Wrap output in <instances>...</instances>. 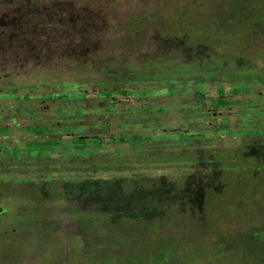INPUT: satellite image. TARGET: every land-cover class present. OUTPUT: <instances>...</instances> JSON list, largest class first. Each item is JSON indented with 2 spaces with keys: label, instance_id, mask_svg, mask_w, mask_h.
I'll use <instances>...</instances> for the list:
<instances>
[{
  "label": "rangeland",
  "instance_id": "1",
  "mask_svg": "<svg viewBox=\"0 0 264 264\" xmlns=\"http://www.w3.org/2000/svg\"><path fill=\"white\" fill-rule=\"evenodd\" d=\"M246 1L264 2L0 0V207L5 209L0 264H87L99 256L93 253L91 230L73 214L76 208L91 212L93 205L77 206L66 184L101 179L102 185L116 175H130L128 184L135 188H155L159 211L135 232V226L127 227L119 248H110L112 256L130 261L144 254L137 264H264V8L235 18ZM211 16L235 23L223 35L211 36L219 42L183 53L175 35L194 33ZM81 47L103 52L105 59L97 60L102 66L122 67L126 75L121 71V84L113 87L151 91V96L98 99L96 86L85 80L64 88L62 100L40 97L60 90L57 85L31 89L59 81L42 66L72 65L80 60L74 54ZM130 53L136 57L126 60ZM50 54L56 58L47 61ZM238 83L248 84L250 92L231 98L230 85ZM218 87L233 104L211 106ZM9 90L13 96L5 95ZM23 94L30 99L16 98ZM249 100L252 108L245 107ZM30 126L47 130L35 136L26 129ZM222 129L260 133L234 136ZM196 132L204 135L195 137ZM168 133L194 138L162 137ZM133 134L149 137L130 144L89 142L84 148L65 144L79 137ZM34 141L63 145L26 147ZM220 151L229 152L228 161L219 162ZM191 153L190 162L177 158ZM209 159L217 163L204 165ZM116 161L125 169L111 170L108 165ZM205 166L212 167L211 174L201 172ZM40 190L46 206L38 204L36 216L23 215L34 205L16 200L36 198ZM19 215L22 229L12 222ZM106 233L101 230L99 237Z\"/></svg>",
  "mask_w": 264,
  "mask_h": 264
},
{
  "label": "trees",
  "instance_id": "2",
  "mask_svg": "<svg viewBox=\"0 0 264 264\" xmlns=\"http://www.w3.org/2000/svg\"><path fill=\"white\" fill-rule=\"evenodd\" d=\"M243 4H246V5H243ZM242 5L239 9L238 8L236 9L237 12H235V14L237 15V17L235 18L242 19L243 17H246V15H252L253 13H259V11H261V8H264V2L263 3L258 2L255 5H252V4L250 5V2L246 1V2H243ZM250 6H253L252 12L248 10ZM208 18L209 19H207L206 23H202V22L198 23L199 26L196 27L197 30H195L194 33L189 34L184 30L185 32H179V34L175 35L174 41L178 42L183 53H187L193 49L197 51H200L202 49L204 50L205 48H208L209 45H211L212 43L219 42L220 40L219 38H216L215 40H213L211 36H215L217 33H220L221 35H223L225 32L231 30L232 26L235 23V18H231V17L228 18L224 22L223 21L221 22L220 20H218L216 16H211ZM261 19L264 20V17H262ZM189 26L191 27V29L195 27L194 25L192 26L189 25ZM238 30L240 29L238 28ZM203 37L205 38V40L203 39ZM201 40H204V41H201ZM103 54H104L103 52L99 53V51H97L96 53V52L90 51L89 48L81 47L80 49L76 51V54H74V56H76L80 60L72 65L56 64V62L51 63V64H46L42 66L41 69L46 68L47 69L46 71H48L49 73H52L53 77L58 78L59 81L55 83L45 81L46 83L32 85L31 87L33 88L31 89L33 90L35 89L34 87H39L40 85L48 87V88H50L53 85H57L59 88H61L60 90L43 94L40 97L42 99L43 98L44 99L56 98V99L62 100V99L67 98V93L64 91V88H66L69 85L80 84L82 86L84 83L81 82L80 80H85L96 86V96L98 99L100 98V99H111L112 100L119 96L127 97L130 95H135L137 97H145V98L151 96V91L133 90L132 88L130 89V88L113 87V86H118L119 84H121L120 82H118L117 78H119V76H121L120 74H122L123 72L121 70L122 67H112L111 68V67L102 66L101 64H99L97 60L105 59ZM128 55L126 56V60H129L128 58H131V57L133 58L136 57L135 54L133 55L132 53H130L129 57ZM46 58H47V61H50L52 58H56V57L50 54V55H46ZM108 60H112L111 57H109ZM123 74L126 75L125 72H123ZM63 77L70 78L71 81L73 82L61 81L60 78H63ZM128 82L131 83L133 81H128ZM230 87H231V91H230L231 98L234 96L241 95V94H248V92H250V86L245 83L244 84L243 83L232 84L230 85ZM190 89L188 87L186 91H189ZM10 91L11 90L7 91L5 95H8L9 93L10 94L9 96H13L14 94L11 93ZM197 91L199 92V94H202L203 96H205L204 93L199 91V89ZM170 92H172V90H170ZM147 93H149L148 96H147ZM217 93L218 95L216 97L209 99L212 104L211 105L212 107L223 108L229 104H233V102L230 103L228 99H226V97L224 96L223 87H218ZM82 95L85 96V93H82ZM16 98L23 99V100H29L30 94H23L21 96H17ZM247 102H248V105H246L245 107L252 108L253 102H251L250 100ZM200 105L204 106L205 104L203 101H200ZM26 129L29 132L33 133L35 136H42L46 132L47 127L30 126V127H26ZM219 132H225L227 134L231 133L234 136L244 133V135L247 137L251 136L253 133H256V134L260 133L259 129H252V130L241 129V130H237L234 132H230L227 129H222ZM193 135L199 138L202 135H204V133L196 132ZM187 136L192 137L191 134L189 133H179V134L168 133V134H163L162 137L164 138L172 137L175 139L176 138L183 139ZM148 137L149 136L140 137L136 134H133L131 136L123 135L118 138H115L112 136L109 138L94 136L91 139H88L87 137H79L65 144H74L80 148H84V146L88 144L89 142H92L99 146L109 145L110 143L130 144V143H139L147 139ZM59 145H63V144L58 141H34L30 143L29 145L26 144V147L27 148H31V147L51 148V147H56ZM262 153L264 155V151H262ZM228 154L229 152H222L219 157L220 158L219 162L228 161L227 160ZM191 155H194V153H191L188 155H182L177 158H183V159L186 158L190 162L191 160H193V158H195V155L194 156H191ZM13 156H16L14 152H13ZM217 156L218 155H216V157ZM9 157H12V156H9ZM211 160L212 159H209L210 162L208 161L207 163H204V165L217 163L216 161L212 162ZM230 161L235 162L234 159ZM169 162H172V161H169ZM235 163H238V162H235ZM124 166L125 165L122 161H116L115 165H108L109 168L110 167L112 168L111 170H113L114 168H118V167L123 168L124 170L125 169ZM210 170H213L212 167L205 166L204 168H202L201 172L204 174L207 172L210 173L211 172ZM122 176L116 175V177H110L108 180L111 183H109L108 181L107 183L101 182L102 185L97 184V181L101 179H95V180L84 179V180H81L80 183L78 184L76 183L73 184V186L72 184L71 185L66 184V187H68L69 189V193L75 198L73 199V201L76 202L77 206L79 205L85 206L87 204L88 206L91 204L93 205L91 212H90V209H86V208L80 213L78 212L79 210L77 211V208L73 210V214H75L74 216H76L75 219L83 223V226H85L84 228H89L91 230L92 238L94 242L93 243L94 244L93 253L99 255V256L95 255V257L90 258V259L88 258L87 261L89 262H87V264H131V263L137 264L141 262L142 256L144 255V254H141V256H138L135 259L126 261V259L121 258L120 254H117L114 256H112L111 254L110 248L111 247H114V249L119 248L118 246H120V244H122V242L126 239L127 235L125 234L128 233L126 232L128 230L127 227L131 228L130 226H135V228L133 229V232H135L136 230H138L136 228L142 226L141 225L142 223L144 224V226L147 225L148 223L146 222L149 221L148 219H150V217H152L155 213L159 211L158 205L157 203H155L156 199H158V197L155 196L156 195L155 188L154 189L151 188L150 190L144 189L145 187L135 188L134 185L128 184L130 182L129 180L131 179L130 175H126L123 177ZM112 181H115V182H112ZM114 183H117L118 186ZM63 191H64V188H63ZM172 193L177 194L174 197L176 200L178 197V192L173 189ZM44 195H45V191L40 190L38 191V195H36L37 196L36 198L30 197L28 199L25 198L21 200H16L18 204L22 202L24 206H26L24 204L26 202L32 203L34 205L32 209H30V211H28L27 209L26 213H24L23 215H27L30 212L31 216H36L34 215V212L36 210L41 211L38 208V204L43 203V206H46L45 200L43 198ZM64 195L65 194H63L62 192L61 196H64ZM123 206H126L128 209H125ZM136 206H140L143 208L141 209ZM3 210L4 211L2 213L5 212V209ZM23 215H19L15 217L14 219H12V222L16 223L19 229L23 228V225H21V222H18V220H23V219H20V218H24L22 217ZM45 215L47 216V214ZM129 220H133L131 222H133L134 224L127 225L128 223L127 221ZM30 226H35V225H30ZM103 229L106 230L107 233L106 235H104V237H99V235L101 234V230ZM149 253L150 251H148V254ZM87 257L88 255L86 253V256H84L83 259ZM159 257L161 261H164L166 256L164 253H160Z\"/></svg>",
  "mask_w": 264,
  "mask_h": 264
},
{
  "label": "water",
  "instance_id": "3",
  "mask_svg": "<svg viewBox=\"0 0 264 264\" xmlns=\"http://www.w3.org/2000/svg\"><path fill=\"white\" fill-rule=\"evenodd\" d=\"M4 210H3V208L2 207H0V214L3 212Z\"/></svg>",
  "mask_w": 264,
  "mask_h": 264
}]
</instances>
